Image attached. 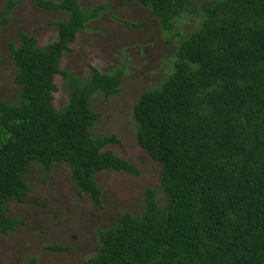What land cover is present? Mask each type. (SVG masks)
I'll return each instance as SVG.
<instances>
[{
    "label": "trees",
    "instance_id": "1",
    "mask_svg": "<svg viewBox=\"0 0 264 264\" xmlns=\"http://www.w3.org/2000/svg\"><path fill=\"white\" fill-rule=\"evenodd\" d=\"M78 1L36 0L42 10L69 15L56 22L58 40L39 48L35 35L22 32L18 47L8 45L20 98L0 102L2 235L22 223L9 204L25 202L32 162L47 173L53 163L69 166L77 192L97 206L99 172L139 173L104 148L118 142L114 136L94 137L91 131L101 118L92 96L118 92L122 70L91 67L85 82L60 68L76 34L107 9L102 4L85 12ZM126 1L150 8L167 31L196 4ZM16 6L8 0L0 8V31ZM202 9L199 24L179 41L171 72L141 92L132 110L138 146L161 167L165 200L146 188L142 212H124L100 231L99 248L84 264H264V0H214ZM57 74L70 90L62 109L53 105ZM24 264H37L36 258Z\"/></svg>",
    "mask_w": 264,
    "mask_h": 264
},
{
    "label": "rangeland",
    "instance_id": "2",
    "mask_svg": "<svg viewBox=\"0 0 264 264\" xmlns=\"http://www.w3.org/2000/svg\"><path fill=\"white\" fill-rule=\"evenodd\" d=\"M7 1L0 0V8ZM15 1L11 20L0 31V102L6 103H16L20 98L13 82L17 67L9 43L18 47L24 32L35 35L37 46L45 48L58 40L56 22L69 18L62 9L36 7V0ZM193 1L195 6L175 19L171 31L164 30L150 8L139 1H78L85 12L102 4L107 9L76 34L60 68L85 82L91 67L102 73L122 70L118 92L105 96L97 91L92 96L91 107L101 118L91 131L94 137L114 136L118 142L104 148L132 162L139 173L99 172L96 181L102 195L97 206L87 194L77 192L66 164L53 163L47 173L33 162L24 176L30 186L25 202L9 204L10 213L22 223L8 235L0 234V264H24L30 257H35L37 264H84L99 248L100 231L108 229L124 212H142L146 188L156 189L158 198L165 200L159 188L161 167L138 146L132 110L141 92L157 87L171 72L180 39L199 24L202 6L214 0ZM54 83L53 105L62 109L68 104L69 86L60 74L55 75ZM55 245L68 248L48 247Z\"/></svg>",
    "mask_w": 264,
    "mask_h": 264
},
{
    "label": "bare ground",
    "instance_id": "3",
    "mask_svg": "<svg viewBox=\"0 0 264 264\" xmlns=\"http://www.w3.org/2000/svg\"><path fill=\"white\" fill-rule=\"evenodd\" d=\"M83 194H86V193H83ZM88 195V194H87ZM88 197H90L89 195H88ZM91 199V198H90ZM91 201L93 202V200L91 199Z\"/></svg>",
    "mask_w": 264,
    "mask_h": 264
},
{
    "label": "clouds",
    "instance_id": "4",
    "mask_svg": "<svg viewBox=\"0 0 264 264\" xmlns=\"http://www.w3.org/2000/svg\"><path fill=\"white\" fill-rule=\"evenodd\" d=\"M105 147V146H104ZM33 163V162H32ZM69 167V166H68ZM70 169V168H69Z\"/></svg>",
    "mask_w": 264,
    "mask_h": 264
}]
</instances>
